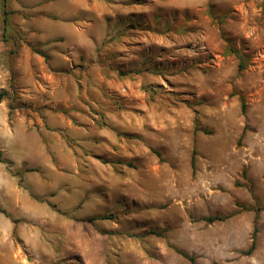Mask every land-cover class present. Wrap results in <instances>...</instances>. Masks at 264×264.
I'll use <instances>...</instances> for the list:
<instances>
[{"label":"rangeland","instance_id":"1","mask_svg":"<svg viewBox=\"0 0 264 264\" xmlns=\"http://www.w3.org/2000/svg\"><path fill=\"white\" fill-rule=\"evenodd\" d=\"M3 5L0 264H264V0Z\"/></svg>","mask_w":264,"mask_h":264},{"label":"trees","instance_id":"2","mask_svg":"<svg viewBox=\"0 0 264 264\" xmlns=\"http://www.w3.org/2000/svg\"><path fill=\"white\" fill-rule=\"evenodd\" d=\"M3 1V8L5 9L4 11V23L6 25L9 24V11H7V6L10 0H2ZM225 55L227 56H236L239 60H240V66H239V71L240 72H244L247 70V65L244 61V56L241 54V52L239 50H237L236 48L232 47L231 45H228V47L225 50ZM7 93L4 91H0V105L3 103L4 99L6 98ZM246 104L244 103V101L242 102V110L244 113H246ZM199 128L196 127V131H198ZM193 166H195V158H193ZM231 216H214V217H209L207 219H205V221L209 222V223H214V222H219V221H226L228 219H230ZM258 217L256 216L255 222H254V232H253V243L252 246L250 248V250L247 252V255H251L255 248H256V239H257V235L259 233V228H258ZM180 254H182L186 259H188L192 264H196V260L194 257L189 256L183 252H180Z\"/></svg>","mask_w":264,"mask_h":264}]
</instances>
